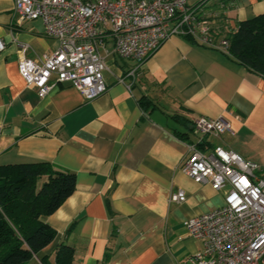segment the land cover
Wrapping results in <instances>:
<instances>
[{"label":"crops","instance_id":"1","mask_svg":"<svg viewBox=\"0 0 264 264\" xmlns=\"http://www.w3.org/2000/svg\"><path fill=\"white\" fill-rule=\"evenodd\" d=\"M216 33L227 37L242 21L264 14V0H188ZM0 165L49 162L73 173L74 193L42 221L74 264H191L203 243L185 226L224 204L223 192L200 185L181 169L202 117L224 118L231 131L205 138L264 166V77L227 54L173 37L131 79V61L100 52L108 90L87 101L70 85L41 98L19 72L20 44L41 59L59 43L41 21L19 20L14 0H0ZM109 45L111 47H109ZM134 82L128 90L124 83ZM152 104L144 107L141 100ZM184 191L186 201L170 202Z\"/></svg>","mask_w":264,"mask_h":264},{"label":"built area","instance_id":"2","mask_svg":"<svg viewBox=\"0 0 264 264\" xmlns=\"http://www.w3.org/2000/svg\"><path fill=\"white\" fill-rule=\"evenodd\" d=\"M18 19L41 21L44 33L59 46L41 59L27 56L30 47L20 44L19 72L28 87L46 97L57 86L70 85L87 101L108 90L104 73L108 63L100 49L131 61L127 75L135 79L146 61L173 37L229 54L230 41L219 38L210 20L188 0H14ZM6 45L0 40V51ZM132 89L133 81L125 83ZM193 131L200 136L190 145L181 169L194 182L223 192L224 204L185 226L203 243L191 264H264V166L223 146L209 147L205 138L231 131L224 118L197 119ZM186 201L184 191L170 202Z\"/></svg>","mask_w":264,"mask_h":264},{"label":"trees","instance_id":"3","mask_svg":"<svg viewBox=\"0 0 264 264\" xmlns=\"http://www.w3.org/2000/svg\"><path fill=\"white\" fill-rule=\"evenodd\" d=\"M228 39L227 55L264 77V14L242 21ZM75 188V175L49 162L0 165V264H74L75 249L64 243L53 261L42 254L57 236L42 217L55 213Z\"/></svg>","mask_w":264,"mask_h":264},{"label":"rangeland","instance_id":"4","mask_svg":"<svg viewBox=\"0 0 264 264\" xmlns=\"http://www.w3.org/2000/svg\"><path fill=\"white\" fill-rule=\"evenodd\" d=\"M109 47H111V46L109 45ZM50 245H51V244H50ZM30 264H35V263H34V261H32Z\"/></svg>","mask_w":264,"mask_h":264}]
</instances>
